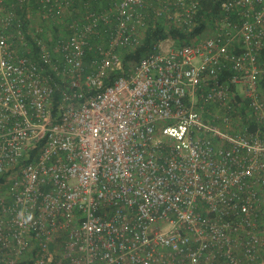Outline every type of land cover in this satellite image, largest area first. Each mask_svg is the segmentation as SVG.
I'll use <instances>...</instances> for the list:
<instances>
[{
	"label": "built area",
	"instance_id": "built-area-1",
	"mask_svg": "<svg viewBox=\"0 0 264 264\" xmlns=\"http://www.w3.org/2000/svg\"><path fill=\"white\" fill-rule=\"evenodd\" d=\"M201 1L0 0V264H264V0Z\"/></svg>",
	"mask_w": 264,
	"mask_h": 264
},
{
	"label": "trees",
	"instance_id": "trees-1",
	"mask_svg": "<svg viewBox=\"0 0 264 264\" xmlns=\"http://www.w3.org/2000/svg\"><path fill=\"white\" fill-rule=\"evenodd\" d=\"M220 1L221 0H202L201 1V6L198 11L199 25L196 31H200L205 28V25H207V19H208L207 17L211 18L214 16ZM196 31L192 32V34L195 35ZM169 34L170 35L172 34L178 38L188 36L187 33L180 31L179 29H171L170 31H167L163 27L150 28L146 32L143 43L140 46H138L133 52H130L129 54H125L124 60L125 61L129 59L137 60L141 56V54H143L145 51L149 49L153 40H156L158 38H164ZM244 110H247V108L244 107ZM28 260L29 258L28 256H26L23 259H21L17 264H30Z\"/></svg>",
	"mask_w": 264,
	"mask_h": 264
}]
</instances>
